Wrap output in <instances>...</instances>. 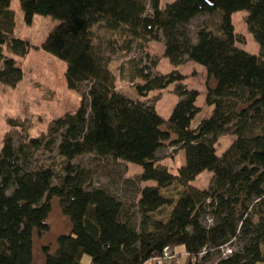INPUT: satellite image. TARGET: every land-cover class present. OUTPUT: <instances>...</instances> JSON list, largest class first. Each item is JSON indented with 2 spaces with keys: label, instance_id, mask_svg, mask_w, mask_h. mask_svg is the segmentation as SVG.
<instances>
[{
  "label": "trees",
  "instance_id": "1",
  "mask_svg": "<svg viewBox=\"0 0 264 264\" xmlns=\"http://www.w3.org/2000/svg\"><path fill=\"white\" fill-rule=\"evenodd\" d=\"M14 1L27 25L35 16L60 23L40 48L66 64V86L80 92L82 102L39 138H30L18 123L13 126L22 128L19 144L6 136L0 151V264L33 263V236L47 231L52 197L60 200L70 231L57 237L54 252L43 248V264H82L84 256L91 264H146L165 247L174 254L182 249L197 264L213 254L214 264H263L264 0H176L165 8L160 0H0V84L9 88L23 74L2 47L18 58L32 49L14 36ZM239 11L247 12L258 56L236 46L232 15ZM199 17L205 20L192 37L188 26ZM105 43L127 55L163 43L171 66L188 61L203 66L207 83L214 82L206 93L211 115L192 127L200 113L198 93L179 86L169 119L160 118L138 98L180 83L183 76L154 75L157 58L146 54L137 61L131 54L117 77L102 50ZM119 77L137 81L136 98L118 90ZM224 135L234 140L217 156L214 146ZM167 142L185 155L176 175L157 159ZM54 153V166L39 159ZM82 156L139 166L135 182L155 185L119 198L93 187L91 172L73 164ZM204 171L212 173L208 189L192 187ZM225 247L233 251L222 257Z\"/></svg>",
  "mask_w": 264,
  "mask_h": 264
},
{
  "label": "rangeland",
  "instance_id": "2",
  "mask_svg": "<svg viewBox=\"0 0 264 264\" xmlns=\"http://www.w3.org/2000/svg\"><path fill=\"white\" fill-rule=\"evenodd\" d=\"M176 0H160L161 8ZM11 9L15 13V29L14 36L23 39L31 45L32 49L23 58L14 57L9 54L5 47H2L1 53L4 57L12 59L16 66L21 69L23 77L15 88H9L0 84V151L4 146L7 135L13 139V144H19L21 126L26 129L30 138H39L45 135L50 129L52 123L65 116L72 115L76 112L82 102L80 92L69 90L66 86L65 71L66 64L53 56L43 52L41 45L48 35L59 26L58 21H54L49 17L35 16L31 25L24 22L23 14L17 1L12 2ZM246 11H239L232 15V25L237 35L238 42L236 46L246 53L258 56L260 48L255 42L253 36L249 33L246 26ZM205 17H199L188 26V32L193 37L198 28L202 25ZM99 33V29L96 30ZM118 45L115 47L102 45V50L109 55L112 60L111 69L118 77V68L120 64L126 63L130 57L136 55L135 59H142L146 54L155 57L159 61L156 69L152 74L165 75L173 71L180 73L183 80L180 83H173L166 89L161 91H152L138 99L142 102L151 104L157 115L167 121L179 101L176 93L177 87L182 86L187 90H194L198 93L195 105L200 109V113L192 122L195 127L202 119L211 115L212 107L206 104L207 87L213 84V81L207 83V73L203 66L193 62H186L179 67H173L163 56L164 47L161 43H151L143 53L133 50L130 54H124L119 51ZM132 54V55H131ZM149 60H142V67H149ZM2 62L0 61V70ZM117 88L123 92L129 93L130 97H135V84L128 80H117ZM18 123V126H13ZM165 130V126L162 128ZM174 136H172V139ZM234 137L230 135L221 136L215 143V151L217 156H221L230 146ZM52 162L54 166L56 160L55 153L52 155L39 156ZM159 163L166 166L171 174L176 175L177 170L185 165V155L183 150L171 147L167 142L163 148L157 153ZM73 164L79 165L84 170H89L92 174L93 187L108 188L119 198L129 199L136 194L139 187L154 186L153 182L142 183L138 185L135 181L137 175L142 172L141 167L127 164L125 162L106 163L93 159L91 156H82ZM212 173L204 171L190 183L192 187L198 189H208ZM55 184H60L55 181ZM50 211L45 220L47 231L42 234L34 233L33 236V263L43 264V248H48L50 252L56 249V239L60 235L68 234L70 231L69 219L63 215L60 200L52 197L49 200ZM216 255L205 264H214ZM82 264H91V259L84 256ZM264 264V263H263Z\"/></svg>",
  "mask_w": 264,
  "mask_h": 264
},
{
  "label": "built area",
  "instance_id": "3",
  "mask_svg": "<svg viewBox=\"0 0 264 264\" xmlns=\"http://www.w3.org/2000/svg\"><path fill=\"white\" fill-rule=\"evenodd\" d=\"M133 57H136V55H134ZM221 251H222V257H226L232 254L233 249L230 247H225ZM174 259H175V255L172 249L170 247H165L162 250L161 254L157 256L154 260L158 264H171L174 261Z\"/></svg>",
  "mask_w": 264,
  "mask_h": 264
},
{
  "label": "crops",
  "instance_id": "4",
  "mask_svg": "<svg viewBox=\"0 0 264 264\" xmlns=\"http://www.w3.org/2000/svg\"><path fill=\"white\" fill-rule=\"evenodd\" d=\"M161 44L163 45V43H161ZM149 45L147 46V48L149 47ZM211 85L214 86V82ZM121 92L124 94H128V95L133 93V92L126 93L123 91H121ZM174 255H175V259L171 264H197L194 259L190 258V256L188 254H186L180 248L175 249ZM146 264H158V263L155 260H153V261L147 262Z\"/></svg>",
  "mask_w": 264,
  "mask_h": 264
}]
</instances>
